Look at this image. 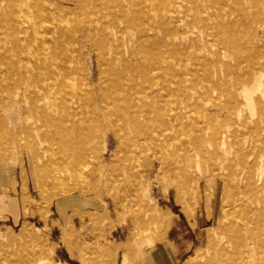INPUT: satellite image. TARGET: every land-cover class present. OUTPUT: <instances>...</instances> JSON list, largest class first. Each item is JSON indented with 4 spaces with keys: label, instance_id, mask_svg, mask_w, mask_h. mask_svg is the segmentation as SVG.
Returning <instances> with one entry per match:
<instances>
[{
    "label": "bare ground",
    "instance_id": "bare-ground-1",
    "mask_svg": "<svg viewBox=\"0 0 264 264\" xmlns=\"http://www.w3.org/2000/svg\"><path fill=\"white\" fill-rule=\"evenodd\" d=\"M112 1L78 0L74 3L87 18L79 27L76 24L62 25V14L57 12L59 5L54 0H0V21L4 24L11 20L14 25L9 30L0 27L6 47L10 44L13 51L25 47L20 41L8 38L12 32L22 37V42L28 40L32 44L41 35L39 50L46 61L45 66L38 69L19 61L10 64L0 62V75L7 73L5 67L12 68L6 74V84L0 82V91L15 88L9 96L10 105L17 108L19 120L23 123L28 119L36 124L14 126L18 134H24L26 139L24 145L13 149L14 156L21 166L29 162L30 174L39 183L36 168L31 166L35 145L32 137L50 142L45 158L52 165L51 180L54 183L65 182L74 175L86 176L90 158L98 154L97 147L106 133L110 135V142L120 140L122 151L126 149L125 152L135 154L140 152L143 145L141 139L151 133V127L161 124L158 131L162 145L160 151L168 155V158L160 157L158 160L161 171L157 179L167 182V186L161 182L162 192L174 190L176 201L182 205V211L191 222L194 210L183 194H200L203 197L200 207L205 218L202 222L207 224L213 220L212 227L206 230L204 251L196 262L189 260L185 264H264V63L260 60L259 50L250 54L247 62L236 54V49H241L247 40L257 43L264 37V29H260L264 19V0H159V3L152 0L147 4L143 0H134L137 8L132 6L131 0L132 5L117 0L113 10L120 14L114 15L116 20L134 28L144 25L143 22L147 24L141 29V35L139 30L136 36H130L133 42L129 47L130 58L122 56L114 47L107 50L104 40L94 36L96 29H104L103 9ZM126 1L130 4L129 0ZM167 12L169 16H166ZM38 19L46 24L44 30L40 31L36 26ZM193 23L207 25L206 37L209 38L193 37L184 31ZM253 24L260 25L250 27ZM150 30L154 31L152 44L145 42ZM177 34L180 35L179 41L172 39ZM166 37L171 40L166 41ZM73 38L78 45L77 57L83 70L88 63L86 51L98 50L102 77L97 87L89 86V77L82 74L81 87L73 92L68 89V82L78 71L72 65L75 54L62 44L74 41ZM186 41L197 52L188 54L184 46ZM82 42H89L90 47L85 50ZM155 46L161 49L160 55L151 58ZM2 48L4 45H0V50ZM113 50L115 54L110 55L108 52ZM140 52L147 58L140 56ZM31 54V58L35 57L34 51ZM155 69L160 70L166 82L154 100L145 101L143 91L146 89L140 92L138 79L141 77L148 81ZM125 80H128L127 84ZM223 90L242 95L238 106L227 101L223 104L226 122L245 124L247 119L257 116L263 120L258 136L242 143L237 139V131H232L225 124L214 125L208 120L201 134L197 135L195 145L186 133V139L180 141V126L191 117L194 100L201 96H216L214 100H220ZM168 96L174 99L172 107L155 105L158 100L165 102ZM5 100L6 97L0 98L1 104L5 105ZM168 110L174 114L168 113ZM218 110L221 107H215L208 118L217 115ZM97 130L101 131V136ZM170 140L179 141L169 151L165 144ZM189 149L195 152L189 153ZM180 150L186 152L181 159L175 157ZM102 155L96 156L97 169L104 168ZM10 158L7 161L11 162L12 155ZM209 159L217 161L218 173L206 199L201 192L204 176L201 173L195 175L194 186L188 187L190 174L187 171L192 166H196V172L211 168ZM1 171L9 178L12 168L7 166L4 169L2 166ZM22 176L24 182L27 181L25 169ZM220 187L222 203L220 215H217V192ZM149 191L148 187L140 192V196L146 199ZM55 195L48 193L45 196L47 205L52 203ZM79 203L73 195H68L60 202V208L64 210ZM147 215L165 229L170 226L171 209H159L153 204ZM21 236H10L6 244L18 247L24 242L36 241L26 232ZM0 264H44V260L29 249L24 255L6 253Z\"/></svg>",
    "mask_w": 264,
    "mask_h": 264
},
{
    "label": "rangeland",
    "instance_id": "rangeland-1",
    "mask_svg": "<svg viewBox=\"0 0 264 264\" xmlns=\"http://www.w3.org/2000/svg\"><path fill=\"white\" fill-rule=\"evenodd\" d=\"M77 1L54 0L59 5L57 12L62 14V25L67 24L72 26L76 24L79 27L84 25L87 18H84L81 9L76 8L74 5ZM95 1L98 2V0ZM115 1L117 0L107 3L106 8L103 9L105 16L103 18V25L105 26L102 31H99L100 28L96 29L94 36L97 39L104 40L103 44L107 46V50L114 47L118 52L122 53V56L130 58L129 52L131 49L129 47L133 45L130 36H136L139 30L141 35V29L146 27L147 24L143 22L144 25L140 24V26L138 25L134 28L127 26L122 21L116 20V16L114 15H118L120 12L115 11L116 9L113 10ZM131 1L133 5L130 3V0V4L124 0L126 5H132L134 8H137L136 2L134 0ZM143 1L147 4V2H151L152 0ZM156 1L158 3L160 2L159 0H155L154 2ZM68 11H72L73 13ZM166 16H169L168 12ZM9 21L4 24L0 21V27L8 28L9 30L10 27L14 26L13 21ZM45 25L38 19L36 26L40 31L44 30ZM259 25L253 24L250 27L254 28V26L258 27ZM207 29V25L205 26L204 23H193L189 24L184 31L189 32L193 37L198 36L206 39L209 38L206 37ZM260 29H264V19L263 26H260ZM1 31L0 29V45H4V48L0 50V62L10 64L19 61L23 65L31 64V67L34 65V68L37 69L42 65L45 66L46 61L41 56L42 54L39 50L41 46V35L37 36L34 44H32L28 40L22 42V37L12 32L8 38L12 41H20L25 46L20 50L13 51L12 48L10 49L9 43L6 47L7 43L3 39L4 34ZM153 33V30L149 31V35L145 38L146 43H153ZM76 35L78 33L75 34V37ZM172 39L179 41L180 35H174ZM168 40H171V38L166 37V41ZM82 43V45L86 46L84 47L85 50L90 47L89 42ZM62 45L75 54L72 65L78 71L77 75L74 74V77L68 82L69 91L73 92L81 87V84H83L81 81L82 74L89 77V86L97 87L102 77L98 64V50L92 49V51H86V62L88 63L85 70H83L82 64L78 62V45L75 39L72 42L68 41L67 44ZM184 46L186 52L190 55L197 52L187 41ZM168 48L172 49L171 46ZM160 50L159 47L155 46L151 52L153 54L148 53V55L151 54V58L154 55L158 56L160 55ZM256 50H259L261 53L260 60L264 63L263 36L257 43L247 40L241 49H236V54L239 58H243L242 60L244 62H247L246 59ZM32 51L35 53L33 55L35 57L33 58L30 56L32 55ZM113 51H109L108 53L110 55L115 54V50ZM145 55L140 52V56L147 58V55ZM10 69L12 68H4V71L7 73L2 72L3 74L0 75L1 83L6 84V74L12 71ZM151 74V78L148 81H144L141 77L138 79V89H140V92L146 89L143 91L145 93L143 98L145 101H150V99L154 100L156 93L158 95L161 92L162 85L166 82L161 76L162 74L159 69H155ZM125 81L127 84L128 80ZM14 92L15 88H12L10 91H0V98L6 97L5 105L0 102V260L6 253L17 252L24 255L27 250L32 249L36 252V256L38 255L39 258L44 260V264H128L130 262L132 263L139 254L142 258L152 244L161 241V239H165L167 229L159 225L150 215H147L149 214L151 205L154 204L159 209H171L172 216H187L182 211V205L176 201L174 190L163 193V183L161 182H164L166 186L167 182L157 179L161 171L158 166L159 158H168L166 153L160 151L162 145L159 140L158 131L161 129V124L151 127V133L145 137L146 139H141L143 145L141 146L140 152L135 154L133 152H125L126 149L122 151L120 149V140L117 139L110 142V135L106 133L104 139H101L102 143L97 147L98 154L90 158V163L85 170L86 176L78 174L74 175V177L67 178L65 182L58 183H54L51 180L53 173L50 171V166L52 165L45 158L50 148V142L43 141L34 136L32 137L34 139L33 142H35L32 150L34 158L32 159L31 166L36 168L39 183L35 182L30 174L29 162H25L21 166L20 161L16 159L13 153V149L16 146L26 143L24 134H18L14 126L36 125L34 123L32 124L28 119H26V123H23V120H19V111L10 105L9 96ZM163 93L166 95V92ZM214 97L216 96L212 98L201 96L199 99L194 100L191 107V117L186 123L180 126V134H182L179 137L180 141L186 139L184 135L186 133L194 141L193 144L195 145L198 140L197 135L201 134V129L205 127L208 120L214 123V125L223 126L225 124L232 131H237V139L242 143L251 137L258 136L257 134H259L263 120L257 116L250 117L245 124H240L237 121L232 124L231 121L226 122L225 113L222 109L223 104L227 101L233 106H238L242 98L241 94L236 91L223 90L220 100L216 101ZM42 102L44 103V101ZM165 104L168 107H172L175 104L174 99L168 96L165 102L161 100L155 102L157 107L165 106ZM215 107L217 109L221 107V110H218V114L209 119L208 115L215 111ZM168 113L174 114L170 110H168ZM241 128L244 130H241ZM97 132L101 136V131L97 130ZM178 141L170 140L165 145L170 151L176 146ZM194 152L193 149H189V153ZM100 153L103 154L104 168L97 169L96 164L98 163V159L96 156H99ZM11 155L13 158L9 162L7 160L11 159ZM185 155L186 152L180 150L175 157L178 156L181 159ZM207 161L208 159H206ZM209 163L211 164V168L196 172V166H192L191 170L187 171L190 174V179L187 184L188 187L194 186L196 181L195 175L201 173L204 176L203 181H201V192L204 194V197L206 196V199L212 191L213 178L218 173L217 161L212 162V159H209ZM2 166L4 169L7 166L12 168V173L9 178L5 172L1 171ZM24 169L28 174L27 181L25 182L22 176V170ZM148 187L150 188L149 195L144 199L145 196L144 198L143 196L141 197L140 192H144ZM48 193H52V195L54 193L56 194L53 197L52 203L49 205L44 201ZM184 194L183 196H186L190 208L194 210L192 218L194 232L192 236V249L185 254L181 264H185L189 260L197 261L196 258L201 255L207 244L206 230L210 229L213 225V220L205 225L198 223L203 212L200 207L202 206V196L196 193L192 194V192L190 194ZM217 194L219 195L217 215H220V206L222 203L221 187ZM68 195H73L80 203L79 205L75 204L62 210L60 208V202L68 197ZM183 196L182 199H184ZM25 232L28 236H33L36 241L24 242L23 245L18 247L8 246L6 244L10 236L22 237V233Z\"/></svg>",
    "mask_w": 264,
    "mask_h": 264
},
{
    "label": "crops",
    "instance_id": "crops-1",
    "mask_svg": "<svg viewBox=\"0 0 264 264\" xmlns=\"http://www.w3.org/2000/svg\"><path fill=\"white\" fill-rule=\"evenodd\" d=\"M203 215L199 218L200 225H205ZM186 217L172 216L165 239L152 244L142 258L139 254L128 264H181L193 246V222Z\"/></svg>",
    "mask_w": 264,
    "mask_h": 264
}]
</instances>
